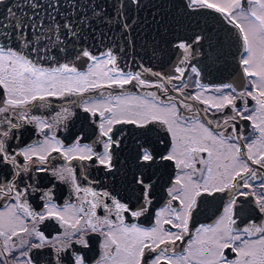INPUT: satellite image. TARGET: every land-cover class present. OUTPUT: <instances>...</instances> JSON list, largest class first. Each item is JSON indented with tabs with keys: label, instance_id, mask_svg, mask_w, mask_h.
<instances>
[{
	"label": "snow or ice",
	"instance_id": "obj_1",
	"mask_svg": "<svg viewBox=\"0 0 264 264\" xmlns=\"http://www.w3.org/2000/svg\"><path fill=\"white\" fill-rule=\"evenodd\" d=\"M0 264H264V0H0Z\"/></svg>",
	"mask_w": 264,
	"mask_h": 264
},
{
	"label": "water",
	"instance_id": "obj_2",
	"mask_svg": "<svg viewBox=\"0 0 264 264\" xmlns=\"http://www.w3.org/2000/svg\"><path fill=\"white\" fill-rule=\"evenodd\" d=\"M216 27L219 29V25H216ZM222 36H224L225 34L222 32L221 33ZM224 54H225V59H226V63L228 65V71L225 72V76H229V72L235 74L237 72H239V67L237 65V61H238V55L235 59H233L231 53L235 52L236 49L233 46H230L227 39L225 40V48H224ZM157 70H160L159 68H157ZM229 79H231V77L229 76ZM220 82L218 79L214 80V77H209L207 80H205V83H209V82ZM236 83H238L237 81H234Z\"/></svg>",
	"mask_w": 264,
	"mask_h": 264
},
{
	"label": "flooded vegetation",
	"instance_id": "obj_3",
	"mask_svg": "<svg viewBox=\"0 0 264 264\" xmlns=\"http://www.w3.org/2000/svg\"><path fill=\"white\" fill-rule=\"evenodd\" d=\"M51 103L53 104L54 108H57L58 109V107L60 105V101H58L55 98H53L52 101H51ZM80 127H81V122L80 121H76V128L79 129ZM65 135H66V133H65ZM213 219H214V217H213ZM199 222H202V223H210L211 220H207L204 217H201ZM146 226H147V224H146Z\"/></svg>",
	"mask_w": 264,
	"mask_h": 264
}]
</instances>
